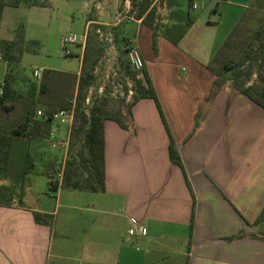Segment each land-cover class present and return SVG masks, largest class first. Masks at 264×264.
I'll return each instance as SVG.
<instances>
[{"label":"crops","instance_id":"crops-1","mask_svg":"<svg viewBox=\"0 0 264 264\" xmlns=\"http://www.w3.org/2000/svg\"><path fill=\"white\" fill-rule=\"evenodd\" d=\"M207 1L179 44L160 36L156 53L152 29L133 22L163 115L144 98L123 111L128 129L104 121L103 192L48 188L29 205L25 189L21 203L1 205L0 264H264V241L249 236L264 208V109L229 81L206 100L208 64L253 0ZM171 138L183 169L170 160ZM134 222L145 237L129 235Z\"/></svg>","mask_w":264,"mask_h":264},{"label":"rangeland","instance_id":"rangeland-1","mask_svg":"<svg viewBox=\"0 0 264 264\" xmlns=\"http://www.w3.org/2000/svg\"><path fill=\"white\" fill-rule=\"evenodd\" d=\"M37 1L40 5L44 3L47 5L45 7H7L0 21V39L13 38L16 31L22 28L25 42L21 61L19 58V62L11 66L0 56V62L2 61L0 63V86H3L4 77L9 73L11 87L16 89L15 95H18L13 98L14 100H6L4 105H0V131L7 133L21 131V127L26 122L25 119L29 118V121H34L38 110L45 113L47 109H57L71 99V97L64 98V89H58L57 85L53 86L55 81L53 78V81L48 80L50 82L49 95L41 97L37 103L27 101L28 81H36L38 84L43 81V76L40 80L33 77L32 72L35 68L77 74L81 70L84 47L88 46L87 66L88 69L92 68L96 74V81L90 88L95 100H100V88L103 87L109 92L113 85L119 84L123 85L125 90L131 89V95H133L135 93L134 73H140L133 69L130 71L126 69L124 50L126 42L130 41V36L135 33L136 24L133 23L134 21L119 24L115 22V15L122 13L125 0ZM130 1L134 6L133 0ZM169 1L171 0H158L157 2L160 11H157L159 20L155 22L162 27L171 24L168 19L169 12L165 10H168ZM193 1L198 7L190 10V15L199 18L208 11L209 2L207 0H180L179 4L187 11ZM255 7V13L242 22L241 40L235 52L238 55L257 49L259 45L257 34L261 32L264 36V0H258ZM85 31H87L85 45H71L69 50L72 55L67 56L62 49V37L71 34L76 35L82 41ZM14 54L18 57V52ZM228 77H233V73L228 74ZM73 79L66 80L67 86L73 84ZM130 101L131 98H122L116 92L115 96L107 99V110L112 114L119 111L126 113L124 104ZM74 131L73 129L68 144L62 143L59 139L49 141V133L45 140L37 139L28 145L23 143L26 142L25 136H15L11 166L19 160L23 151L29 153L32 168L36 170L29 176V186L26 187V192L29 193V205L36 204L46 197L49 188L47 174H52L51 177L58 185L62 183L69 168L72 178L80 179L79 181L86 185L84 181L89 177L88 163L80 160V151L84 149V146L81 138L73 137ZM39 133H42V130ZM12 169L13 167L9 170V178L14 176L10 173ZM9 178L7 179V176L0 173V184L2 182L0 188L11 184ZM257 226V234L264 237V223Z\"/></svg>","mask_w":264,"mask_h":264},{"label":"trees","instance_id":"trees-1","mask_svg":"<svg viewBox=\"0 0 264 264\" xmlns=\"http://www.w3.org/2000/svg\"><path fill=\"white\" fill-rule=\"evenodd\" d=\"M228 0H216L215 9L221 2ZM258 0H253L251 8L248 9L246 14L243 15L241 20L232 29L231 33L220 46L218 51L212 57L208 68L216 75V79L213 82L210 93L206 98L207 101L213 98L217 91L222 88L226 82H230L234 91L239 92L254 103L264 109V36L261 32L258 35L259 45L254 51H246L241 55L236 54L239 41L241 40V25L246 21L250 15L256 11L255 5ZM134 6L137 5V0H133ZM154 0H142L139 3V11L136 14L137 19H142V23L152 29L153 37V49L157 52V38L162 36L167 39L173 45H178L182 38L185 36L189 28L194 24L195 19L191 17L190 12H184L180 9L179 4L175 1L168 3L169 15L168 19L170 25L162 27L156 23L157 19V7L153 4ZM47 3L40 5L37 0H0V21L2 19V13L5 8L12 7L18 8L21 6L26 7H45ZM192 3H190V10ZM89 22H91L89 20ZM88 22V23H89ZM25 42L23 29L19 28L16 31L15 37L12 40L0 39V56L4 58L7 64L11 66L21 61V57L24 51ZM18 52V57L14 54ZM89 61V48L84 47L81 70L78 75H72L63 73L60 71L44 70L43 81L38 84L36 81H28V93L27 101L31 103L39 102L40 98L49 95L50 81H53L54 85L58 86V89H64V95L71 97L76 95L78 104L76 108V126L74 127V138H81L84 149L80 151V160L88 163L89 177L81 183L80 179H74L70 175L69 168L67 169L62 183L57 185V182L51 177L52 174H47L49 180L50 192H57L59 188L66 190L76 191H88V192H103L105 190V153H104V121L114 120L122 128L128 129L129 126L126 122V115H123V111H119L115 114L110 113L107 110V99L101 97L100 100L93 99L92 104L85 107V99L89 94L90 88L96 81V74L94 70L88 69ZM21 64V63H20ZM10 68V67H9ZM126 69L131 70V67L127 64ZM233 73V77H228ZM140 74V78L137 76ZM11 75L7 73L4 77V83L2 86V93L0 95V105H4L6 100H14L15 90L11 87ZM74 76V77H72ZM73 79V84L67 86L66 80ZM57 79L59 80L57 82ZM135 93L131 96V101L124 104L126 113L130 114L134 104L144 98L153 99L158 109L162 114V110L152 85L150 77L143 68L140 73H134ZM66 84V86H65ZM93 98V95H92ZM25 100V99H22ZM68 101V100H67ZM70 101V99H69ZM69 101L57 109L65 108L69 105ZM125 102V101H124ZM57 109L49 108L46 110L45 115H49ZM88 113V114H87ZM201 119V113L197 116L196 126H198ZM25 124L20 130L14 131V133H7L0 131V173L9 178L8 173L11 167L13 169L10 173L11 176L10 185H3L0 188V206L12 205L16 200L18 203L22 202L23 194L27 186H29V176L36 172L32 168V160L30 159L28 152H23L20 155L19 160L11 166V157L13 154L15 136H25V144H32L37 139L46 138L51 128V122L49 118L44 120L29 121V118L25 119ZM42 130V133L39 131ZM86 155V156H85ZM169 156L173 164L183 169V163L179 156L177 146L171 138L169 144ZM73 164V163H69ZM34 219L38 224H44L53 226L54 216L50 214H44L40 212L34 213ZM264 223V208L261 211L254 226ZM247 234L242 232L233 239H239L246 237ZM253 238H259L264 241V237L259 235H249ZM190 243V242H189ZM189 249V248H188Z\"/></svg>","mask_w":264,"mask_h":264},{"label":"built area","instance_id":"built-area-1","mask_svg":"<svg viewBox=\"0 0 264 264\" xmlns=\"http://www.w3.org/2000/svg\"><path fill=\"white\" fill-rule=\"evenodd\" d=\"M142 0H137V5L133 6L130 0H125L123 5V12L116 15L115 22L122 23L125 21H135L137 23H141L142 19H137L136 14L139 11V3ZM157 0H154L153 4L156 3ZM198 7L195 1L192 2L191 9H196ZM87 37V31L81 39H79L76 35H65L61 39V45L64 53L67 56H71L72 52L69 50V47L73 44H80L82 46L85 45ZM126 54V62L136 72H141L144 68V60L142 58V54L139 48L132 43L131 41H127L124 47ZM33 77L36 80H40L43 76L44 69L43 68H35L33 70ZM140 74L137 78H140ZM119 93L123 98H131L132 90H125L123 85H113L111 91L107 92V89L100 88L99 89V97H105L106 99H110L115 96V93ZM2 93V86H0V95ZM92 91L89 90V94L85 99V107L92 104ZM78 100L76 95L70 99L69 105L65 108L57 109L49 115H45L44 112L38 110L36 112V120H44L45 118H49L51 122V128L49 130V141L59 139L62 143L68 144L70 136L74 127L76 126V108H77ZM88 114V113H87ZM55 124V125H54ZM148 231L146 227L139 222H134L132 228L129 230V235L135 238H143L147 235Z\"/></svg>","mask_w":264,"mask_h":264}]
</instances>
